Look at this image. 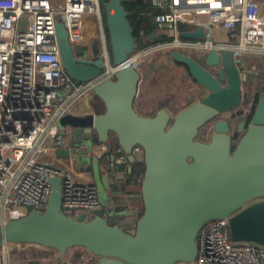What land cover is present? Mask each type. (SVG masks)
Wrapping results in <instances>:
<instances>
[{
  "label": "water",
  "instance_id": "water-1",
  "mask_svg": "<svg viewBox=\"0 0 264 264\" xmlns=\"http://www.w3.org/2000/svg\"><path fill=\"white\" fill-rule=\"evenodd\" d=\"M125 1L99 0L105 11V20L102 11L100 18L107 39L106 62L94 42L91 55L89 49L78 53L65 24L56 22L67 74L82 83L94 82L93 92L105 106L100 114L62 116L58 125L71 142L69 149L56 154L89 155V163L83 165L110 189L108 177L101 176L96 157L89 154L93 145L115 139L131 170L138 162L133 150L141 147L142 210L134 230L103 214L74 218L63 213L62 179L56 176L49 178L52 192L43 212L33 210L0 223V246L36 244L56 250L61 259L69 249L82 248L97 257L96 264H191L198 256L201 228L219 219L229 220L232 240L264 246V84L257 85L254 72L242 67L230 50L219 54L212 49L194 57L173 47V61L186 68L204 93L190 96L178 111L162 99L150 114L141 113L137 99L143 74L133 64L137 44ZM181 34L205 38L204 28ZM240 112L245 115L242 120ZM203 128L205 138L200 137ZM108 202L115 206L118 200L108 197Z\"/></svg>",
  "mask_w": 264,
  "mask_h": 264
},
{
  "label": "built area",
  "instance_id": "built-area-1",
  "mask_svg": "<svg viewBox=\"0 0 264 264\" xmlns=\"http://www.w3.org/2000/svg\"><path fill=\"white\" fill-rule=\"evenodd\" d=\"M263 1L151 0L150 20L158 32L174 36L164 43L170 50L175 47L198 56L212 49L219 54L230 50L242 67L257 74V63L249 66L246 58L249 54L256 59L264 55ZM100 14L99 0H64L62 5L52 0H0V223L33 210L43 212L52 192L49 178L56 176L62 179L63 213L90 218L103 210L95 184L79 180L72 167L51 166L40 160L50 151L70 148L71 137L58 125L60 118L82 113L79 108L92 107L97 98L94 82L82 83L67 74L56 22L65 24L75 46L85 40L83 20L94 15L101 25ZM181 25L188 30L204 28L205 38H183ZM100 44L106 62L103 31ZM145 54L146 50L138 51L133 59L140 72ZM133 152L138 162H143L142 148L135 147ZM89 154L108 158L103 164L106 171L115 164L131 166L115 139L94 144ZM142 175L136 176L138 192ZM139 215L133 219L134 227ZM134 227L126 229L133 231ZM25 245L0 246V264L33 261L29 253L24 255ZM65 257L61 259L59 254V263L64 264ZM191 264H264V246L234 241L228 219L211 220L199 232L198 256Z\"/></svg>",
  "mask_w": 264,
  "mask_h": 264
},
{
  "label": "crops",
  "instance_id": "crops-1",
  "mask_svg": "<svg viewBox=\"0 0 264 264\" xmlns=\"http://www.w3.org/2000/svg\"><path fill=\"white\" fill-rule=\"evenodd\" d=\"M262 10L264 12V1L262 5ZM83 29L85 32L84 42L87 44V49H89V54L91 55L93 53L91 52V44H92L91 41L98 40V43H100V37L97 38V34L99 33V35L101 36L102 29L99 30V21L98 19H94L93 17H86L83 20ZM185 30H188V28L184 27L183 31ZM187 54H190L191 56H195V57L198 56L193 51L192 52L190 51ZM246 59L248 61L249 66H251L254 63H257L258 74H255L257 79L256 83H259L260 79L264 80V55L261 56L259 59H256L254 55L249 54ZM250 59L251 60L254 59V62H250L249 61ZM171 61H173V59ZM173 63L176 62L173 61ZM142 67H143V72H142L143 81L140 85L139 96L137 99V109L143 114H150L151 109L154 106L156 108L158 101L162 99L163 100L167 99L168 108L172 111H175L185 107L187 103V99L189 98L188 96L195 95V98H198L204 93V90L201 87H199L197 84H191L189 89L187 88V91L185 90V92H183L182 95L173 91H166L164 88H162V86L158 84H155L154 86L151 87L150 84H148V81L152 79V76L149 72L146 71L144 62ZM142 93H144L145 96L143 101L140 100ZM186 93L189 95H185ZM139 102L141 103L139 104ZM93 111H94V105L92 107L83 105L81 106V108H79L78 112L85 113V112H93ZM102 148L103 146L100 147V149ZM43 159L46 164L51 166L55 165L60 167L74 168L75 175L79 180L85 183L95 184L98 190V180H97L98 178L95 177V175H93L89 166L86 167L81 163L80 158L76 154H72L70 158H61L57 156L56 152L50 151L48 154H46V156L43 157ZM107 159L108 158H103V159L97 158L98 165L100 166V170H101L100 172L101 176L108 177L109 184L111 187L110 189L105 188L101 180H99V183L103 186L107 194V197H110L113 200L115 199L118 200V203L114 206L116 210L115 213L116 216L111 217L112 220L118 221L125 229L126 228L131 229L134 227L133 219L135 218V216H138L139 213L141 212L140 208L142 202L138 194V185L136 183V176L141 170L140 168H137L136 169L137 173H135L132 177L129 176V173L131 172L130 168H125L124 166L118 164L113 165L110 171H106L103 164L105 161H107ZM104 211L107 212V209L106 208L104 209L103 207V210L101 212Z\"/></svg>",
  "mask_w": 264,
  "mask_h": 264
},
{
  "label": "rangeland",
  "instance_id": "rangeland-1",
  "mask_svg": "<svg viewBox=\"0 0 264 264\" xmlns=\"http://www.w3.org/2000/svg\"><path fill=\"white\" fill-rule=\"evenodd\" d=\"M52 1L55 4L62 5L64 3V0H52ZM92 17L94 19H98L97 16L93 15ZM185 27L188 28V26H185ZM99 30H101L100 21H99ZM99 37L100 35L98 33L97 38ZM91 42L92 43L94 42L96 52H100L98 49V40H92ZM164 43L165 42H159L147 48L146 50L144 66L146 67V71L149 72L152 76V79L148 81V84H150L151 87L154 86L155 84H158L162 86V88H164L166 91H173V92H176L182 95L183 92H185V90L187 91V88L189 89V87L191 86L192 84L191 78L184 66L179 65V64L176 65V63H173V61H171L172 58L169 53L170 49L165 47ZM86 49H87V44L84 41H82L78 45H75V50L78 53H81L85 51ZM213 71L215 72V70ZM252 76H253L252 79H256L255 74H253ZM261 82L264 84V80L260 79L259 83L261 84ZM259 83H257V85ZM185 95H189V94L186 93ZM144 98H145L144 93H142L140 100L143 101ZM140 103L141 102H139V104ZM237 109H240V108L238 107ZM239 118L240 120L245 118V115L243 112L239 113ZM203 130L204 128L201 131L200 137L205 138L203 136V134H205V131ZM78 157L80 158V161L82 164L87 165L89 163L88 162L90 160L89 155H85L81 157L78 156ZM40 160L44 162L43 158H40ZM95 161L98 163L97 158H95ZM97 180H98V195H99L100 202L102 206L104 207V209L105 208L107 209V212L104 211L102 212V214L106 217L108 216L115 217L116 210L114 206L108 202L107 194L103 186L99 183V178ZM139 196L141 199V194ZM140 210H142V207L140 208ZM92 216H94V214ZM23 253L24 255L26 253H29L31 255V258L33 259V261L31 262H38L40 264H56L55 262H60L58 259L59 254L56 250L44 248L36 244H26ZM68 254L69 255L66 256L63 261L65 262L64 264H85V262H88V261H94V262L97 261V258L94 259V257H92L90 253H88L82 248H73L69 251ZM24 262H28V261H24Z\"/></svg>",
  "mask_w": 264,
  "mask_h": 264
},
{
  "label": "trees",
  "instance_id": "trees-1",
  "mask_svg": "<svg viewBox=\"0 0 264 264\" xmlns=\"http://www.w3.org/2000/svg\"><path fill=\"white\" fill-rule=\"evenodd\" d=\"M123 5L128 11V19L133 27V34L137 44V52L146 50L147 48L159 42H170L174 39V36L169 34H163L156 39H152V36L157 33V28L155 24L150 20V15L153 12L151 0H128L123 2ZM101 11L103 13L105 20V11L103 4H101ZM184 27H185L184 25H181L180 30L183 31ZM249 61L254 62V59L252 60L250 59ZM176 64L182 65L178 62H176ZM94 111L99 114L105 111V106L99 98H96L94 102ZM137 168H140L141 170L140 172H143L144 169L143 162H138L132 167V170L129 173L130 177H132L135 173H137L136 172ZM98 214H102V212ZM30 263L40 264L38 262H30ZM58 264L61 263L58 262ZM85 264H96V263L94 261H88L85 262Z\"/></svg>",
  "mask_w": 264,
  "mask_h": 264
},
{
  "label": "flooded vegetation",
  "instance_id": "flooded-vegetation-1",
  "mask_svg": "<svg viewBox=\"0 0 264 264\" xmlns=\"http://www.w3.org/2000/svg\"><path fill=\"white\" fill-rule=\"evenodd\" d=\"M191 81H192V82H191L192 84H195V82H193V80H192V79H191Z\"/></svg>",
  "mask_w": 264,
  "mask_h": 264
}]
</instances>
